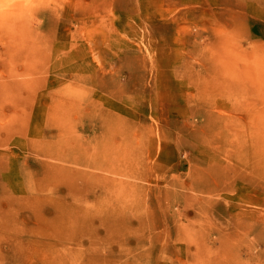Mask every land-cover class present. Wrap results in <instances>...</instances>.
Returning a JSON list of instances; mask_svg holds the SVG:
<instances>
[{
	"label": "rangeland",
	"instance_id": "rangeland-1",
	"mask_svg": "<svg viewBox=\"0 0 264 264\" xmlns=\"http://www.w3.org/2000/svg\"><path fill=\"white\" fill-rule=\"evenodd\" d=\"M67 262L264 264V0H0V264Z\"/></svg>",
	"mask_w": 264,
	"mask_h": 264
},
{
	"label": "bare ground",
	"instance_id": "bare-ground-1",
	"mask_svg": "<svg viewBox=\"0 0 264 264\" xmlns=\"http://www.w3.org/2000/svg\"><path fill=\"white\" fill-rule=\"evenodd\" d=\"M25 137H26L25 135L24 136H20V140L21 141L26 140ZM32 142L36 144V147L40 148L38 139H34ZM29 190H30V186H29ZM53 192H54V190L51 193H53ZM57 193H58L57 196H60V193L59 192H57ZM42 216H43V219L41 218V221H42V224H44L45 222H47V219L44 217V215H42ZM67 264H70V262H67Z\"/></svg>",
	"mask_w": 264,
	"mask_h": 264
}]
</instances>
